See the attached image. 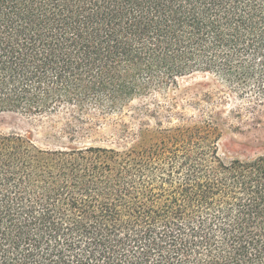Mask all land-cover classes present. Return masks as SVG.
<instances>
[{"label":"trees","instance_id":"trees-1","mask_svg":"<svg viewBox=\"0 0 264 264\" xmlns=\"http://www.w3.org/2000/svg\"><path fill=\"white\" fill-rule=\"evenodd\" d=\"M262 107L264 0H0V111L115 140L0 134V264H264V153L218 146Z\"/></svg>","mask_w":264,"mask_h":264},{"label":"rangeland","instance_id":"rangeland-1","mask_svg":"<svg viewBox=\"0 0 264 264\" xmlns=\"http://www.w3.org/2000/svg\"><path fill=\"white\" fill-rule=\"evenodd\" d=\"M220 84L217 79L208 73H195L182 78L179 86L172 91V94L181 102H187V109H194L190 101L196 102L207 93H215L219 90ZM150 98L137 100L131 110L126 111L127 122L137 125L139 120H147L155 123L153 117H146L143 108L150 103ZM227 105L223 110L229 109ZM163 120L169 124L165 116H157V122ZM238 130L228 129L219 141V150L225 158H251L264 153V107L259 112L242 121L233 120ZM63 120L61 114L49 115H28L15 111H0V134L19 133L31 138L37 145L42 147H57L64 145L83 146L88 144L112 145L115 140L111 138L112 128L102 129L98 135L90 139H80L76 142L68 141V138L61 133Z\"/></svg>","mask_w":264,"mask_h":264}]
</instances>
